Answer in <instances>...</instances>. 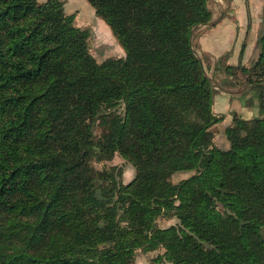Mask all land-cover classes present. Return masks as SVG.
<instances>
[{
    "label": "trees",
    "instance_id": "obj_1",
    "mask_svg": "<svg viewBox=\"0 0 264 264\" xmlns=\"http://www.w3.org/2000/svg\"><path fill=\"white\" fill-rule=\"evenodd\" d=\"M209 1L88 0L125 52L98 62L63 1L0 0V264H264V33L238 67L261 117L223 150L193 47ZM116 154L127 185L94 166Z\"/></svg>",
    "mask_w": 264,
    "mask_h": 264
},
{
    "label": "crops",
    "instance_id": "obj_2",
    "mask_svg": "<svg viewBox=\"0 0 264 264\" xmlns=\"http://www.w3.org/2000/svg\"><path fill=\"white\" fill-rule=\"evenodd\" d=\"M228 1L233 11L219 20L212 18L200 39L201 52L208 58L209 72L212 71L209 77L214 81L213 111L223 118L225 130L233 124L235 116L246 120L261 117L256 87L248 83L242 72L239 82L231 79L234 73L228 68H250L259 56V39L264 33V0ZM212 34L211 40L206 41ZM221 133L227 139L225 131ZM225 139L216 145L229 150L225 149L228 146Z\"/></svg>",
    "mask_w": 264,
    "mask_h": 264
},
{
    "label": "rangeland",
    "instance_id": "obj_3",
    "mask_svg": "<svg viewBox=\"0 0 264 264\" xmlns=\"http://www.w3.org/2000/svg\"><path fill=\"white\" fill-rule=\"evenodd\" d=\"M50 0H40L41 3H46ZM65 3V10L68 16L74 17V23L77 27L89 33V47L88 53L96 58L98 62H103L110 58H120L123 57L125 52L121 47L116 37L114 36L110 26L99 16L96 15L94 8L89 4L88 0H61ZM230 2L228 0H210L209 8L212 12V18L214 20H219L221 16L228 14L233 11L229 6ZM95 12V13H94ZM100 22V23H98ZM211 25L209 22L206 25H200L196 27L193 31V47L198 58L201 59L205 72L209 77L212 71L208 70V58L201 52L200 39L203 37L207 31V27ZM219 33V32H218ZM214 34L208 35L205 39L211 40ZM205 59V60H204ZM234 74L231 77L234 81L239 82L242 78L240 77V69L233 68L231 70ZM216 72H219L218 70ZM240 72V73H239ZM210 78V77H209ZM212 80V78H211ZM212 82H214L212 80ZM216 82V81H215ZM217 116V115H216ZM218 117V116H217ZM223 118L220 123L215 125L213 132L215 134V143L220 144L221 140H224V135L221 133L225 130L223 126ZM222 124V125H221ZM225 124V123H224ZM227 140V139H225ZM225 149H230L231 144L226 141ZM94 166L97 170L108 169L114 171L116 174H120V179L124 184L131 183L137 175L136 168L126 159L121 157V155L116 154L114 158L106 162H95ZM195 172H178L174 174L171 181L174 184H179L181 181L189 179L194 175ZM179 221L175 217L161 216L157 219L156 224L159 228L166 229L171 226L177 225ZM163 253V250L157 251H144L138 250L135 253V260L133 264H157L155 259Z\"/></svg>",
    "mask_w": 264,
    "mask_h": 264
}]
</instances>
